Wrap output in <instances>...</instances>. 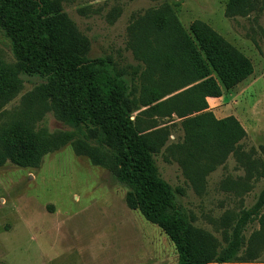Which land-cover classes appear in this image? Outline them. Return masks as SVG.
Listing matches in <instances>:
<instances>
[{
	"label": "rangeland",
	"instance_id": "obj_1",
	"mask_svg": "<svg viewBox=\"0 0 264 264\" xmlns=\"http://www.w3.org/2000/svg\"><path fill=\"white\" fill-rule=\"evenodd\" d=\"M54 2L77 48L107 58L127 80L131 119L190 222L200 264H218L241 223L238 248L224 264H264V206L242 220L264 188V0ZM166 8L176 26L159 35L169 54L156 65L150 50ZM195 21L252 67L231 88L211 70L219 91L201 111L206 81H192L196 72L180 64L177 34L180 27L192 39ZM66 109L44 79L20 72L0 31V264H176L170 240L116 180L111 152L90 128L68 125ZM231 120L242 137L226 127Z\"/></svg>",
	"mask_w": 264,
	"mask_h": 264
},
{
	"label": "trees",
	"instance_id": "obj_2",
	"mask_svg": "<svg viewBox=\"0 0 264 264\" xmlns=\"http://www.w3.org/2000/svg\"><path fill=\"white\" fill-rule=\"evenodd\" d=\"M56 8L54 0H0V31L9 41L20 72L27 77L38 76L55 88L66 99L67 124L90 128L97 144L111 152L116 180L130 190L142 217L170 240L177 256L176 264H200L190 222L179 209L170 187L158 176L150 140L137 131L131 119L127 80L111 67L107 58H88L77 48L70 35L72 25L57 15ZM165 11L155 23L161 42L156 40L157 47L150 50L155 53L152 61L156 65L169 54L160 36L166 37L176 26L171 11L167 8ZM189 31L192 39L178 28L177 34L184 44L180 64L185 63L196 72L192 81H206L198 109L201 111L207 107L204 98L219 91L209 77L211 70L223 86L231 88L251 75L252 67L246 57L203 23L195 21ZM168 71L172 72V67ZM231 121L232 126L224 122L222 125L236 133L237 138L242 137L241 127ZM263 206L264 188L255 207L242 214V220L257 215ZM241 224H237L229 248L216 263H226L238 248Z\"/></svg>",
	"mask_w": 264,
	"mask_h": 264
}]
</instances>
